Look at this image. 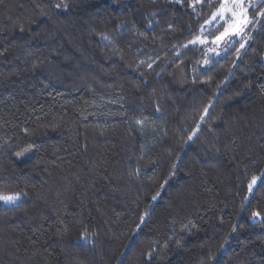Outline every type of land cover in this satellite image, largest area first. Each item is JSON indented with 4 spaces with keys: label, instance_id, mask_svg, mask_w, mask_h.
Returning <instances> with one entry per match:
<instances>
[{
    "label": "trees",
    "instance_id": "trees-1",
    "mask_svg": "<svg viewBox=\"0 0 264 264\" xmlns=\"http://www.w3.org/2000/svg\"><path fill=\"white\" fill-rule=\"evenodd\" d=\"M219 3L0 0V264H264V16L207 54Z\"/></svg>",
    "mask_w": 264,
    "mask_h": 264
},
{
    "label": "snow or ice",
    "instance_id": "snow-or-ice-1",
    "mask_svg": "<svg viewBox=\"0 0 264 264\" xmlns=\"http://www.w3.org/2000/svg\"><path fill=\"white\" fill-rule=\"evenodd\" d=\"M199 0H196V3H198ZM57 7H61V5H56ZM66 6V5H65ZM193 7H195V3L193 4ZM254 8L255 5L251 4L250 2L247 4L245 3V0H220L219 7L217 10L213 13L211 20L206 21V24H217V31L219 30L220 26H224V30L219 33V35H215L214 39L208 40L206 38L202 39L199 36L196 37L194 40H192L190 43L200 44L203 46H207V44L211 43L217 47L223 45V50L226 52L233 44L236 42L234 37H240L241 39H244L245 42L247 39H250L245 34V29L249 26V24L254 23V19L249 17L248 10L249 8ZM258 15L264 16V11H261ZM204 31V26L201 27V32ZM211 35V32L208 33ZM245 43L240 44V48H244ZM208 52L215 53L216 55H220V52H216L215 48H208ZM237 54L239 55V50H237ZM205 64H208L209 61L205 60ZM151 67V65H149ZM208 112V109H205V113ZM204 117H201V120H203ZM191 139V137L189 138ZM258 181L264 183V176L262 177H253L250 183L248 184V191L251 196V194L254 192L255 188L254 186H258ZM167 183V181H165ZM164 185H161V188H163ZM27 193L24 192H15L11 194L6 193H0V202H3L5 204H17L22 197L26 196ZM159 193H157L156 196H153L152 199L156 200ZM147 213H145V216ZM259 212H254L253 217H260ZM144 221V217H141V222ZM139 227V225L137 226ZM235 230V227H233V231ZM84 237H82L83 239Z\"/></svg>",
    "mask_w": 264,
    "mask_h": 264
},
{
    "label": "rangeland",
    "instance_id": "rangeland-1",
    "mask_svg": "<svg viewBox=\"0 0 264 264\" xmlns=\"http://www.w3.org/2000/svg\"><path fill=\"white\" fill-rule=\"evenodd\" d=\"M263 0H245V3H246V6L247 4L250 2L251 4H254L255 7L254 8H249L248 10V15L249 17L253 18L254 19V23L253 24H249V26L245 29V34L248 36V37H251L252 33L254 32V27H256V25L260 22V20L263 18V16H260L258 15L261 11H264V3H262ZM261 4L263 7H261ZM250 11H253L252 14H250ZM211 20V19H210ZM213 25H217V24H213ZM227 26V25H225ZM202 39H204V37H200ZM234 39H239L241 41V43H245V46L247 45L249 39H247V41L245 42L244 39H241L240 37H234ZM209 48H215L216 49V52H220L221 54L223 53V45L217 47L213 44H211V46ZM207 54H214L216 55L215 53H212V52H208L206 50ZM220 54V55H221ZM220 55H216V56H220ZM3 205H12V204H5L3 202H1Z\"/></svg>",
    "mask_w": 264,
    "mask_h": 264
}]
</instances>
